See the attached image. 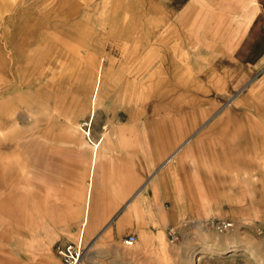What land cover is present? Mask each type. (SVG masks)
Masks as SVG:
<instances>
[{
  "label": "rangeland",
  "instance_id": "obj_1",
  "mask_svg": "<svg viewBox=\"0 0 264 264\" xmlns=\"http://www.w3.org/2000/svg\"><path fill=\"white\" fill-rule=\"evenodd\" d=\"M252 7L0 0V264H62L56 245L80 234L83 264H264V182L245 174L264 152V61L244 42ZM80 128L98 142L89 220L113 227L96 240L82 227L93 145ZM222 133L235 156H204L200 143L216 149ZM126 188L160 215L131 247L118 222Z\"/></svg>",
  "mask_w": 264,
  "mask_h": 264
},
{
  "label": "crops",
  "instance_id": "obj_2",
  "mask_svg": "<svg viewBox=\"0 0 264 264\" xmlns=\"http://www.w3.org/2000/svg\"><path fill=\"white\" fill-rule=\"evenodd\" d=\"M252 15L249 18L247 27H246V35L244 36V42L248 45H252L251 50L250 48L248 49L250 51L251 54V60L254 61L255 63H257L259 66L260 63H262L264 61V28L262 29V25H264V0H252ZM250 47V46H248ZM260 118V117H258ZM258 118H255V123L256 125L258 124H262V122L257 121ZM253 124V123H252ZM81 132H82V136L85 137V139L92 143L93 145V150H92V155H91V159H90V163H89V182L88 185L85 189V208H84V216L82 219V227L87 223V221H89V228H88V238L91 240L92 238H95L97 235H100L102 232L104 233V237H108L113 230V227H111V229H109V223L108 221H102L99 224H93L91 220L92 216H93V220H94V211H89V204H90V199H91V187H92V180L90 182V179L92 178L93 175V171H94V167H95V156H96V148L98 146V142H93L91 137H90V131L89 130H84L82 128ZM261 129H264L261 127ZM233 138L238 139L239 142V136H238V132H236V129L233 132ZM215 139V138H214ZM225 139V133L222 134H218V138L216 139L217 143V148H211L212 147V143H215V141L211 142H207L206 141H202L200 143V149L203 151L204 156L205 154H207L206 152H208L210 154L211 153H218V157L219 155L221 156L222 154H225V158L228 159L231 156H235V150L232 149L231 151L229 149H223V151L219 148V143L222 142V140ZM234 140V139H233ZM186 142V141H185ZM237 143H234L233 145L236 146ZM264 143H262L260 146H263ZM184 146V143L180 144V146H178L173 152H171L170 154L171 157L173 158L177 152L181 149V147ZM253 144L249 143V150L252 151ZM190 147L185 148L184 150H182V152H180V154L178 155L179 157H181L182 153H184L183 155L186 156V154L188 153ZM259 151H264V146L263 148H258ZM257 150L254 151V155L253 153H251L250 157H251V162L255 163L256 166H261V170H251L249 169L248 171H246L245 174L248 175V177L253 180V178L255 179L254 181H260V182H264V152L263 153H257ZM222 152V153H221ZM169 154V155H170ZM167 155L165 157V159L169 156ZM182 156V158L184 157ZM170 158V160L172 159ZM164 159V160H165ZM164 160L162 162V164H166L164 163ZM169 160V161H170ZM168 161V162H169ZM230 161V160H229ZM171 169H168V171H164L162 172V176L167 174V173H171L170 172ZM209 170V169H208ZM207 170V173H208ZM239 172L241 173V171L239 170ZM174 175L175 177L177 176V173L174 171ZM215 176L219 175V173H215L213 174ZM235 175V173L233 174ZM125 182V180H124ZM154 185V183L152 182L151 186ZM172 189V187H171ZM170 189V192H171ZM129 190V188H126V190H124L123 192H125L124 197L130 198L127 202H126V206L123 209L122 213L120 214V219L118 222L124 223L125 228H126V232L128 234H134L136 237L139 236H144V239H146V237L149 239L147 241L151 240V233L152 227H154V225L156 224H160V220H159V214H154L153 212L151 213H146L145 210L142 208V203L144 200V195H140V191H132ZM172 193V192H171ZM133 194V195H131ZM132 207V208H131ZM162 207H164V205H162ZM171 207L172 210L176 208V205L174 204V202L171 203ZM159 209L161 210V206L159 207ZM97 218V217H96ZM95 218V219H96ZM116 222V223H118ZM115 223V222H114ZM109 226V227H108ZM82 230V229H81ZM148 231V235L146 234V232ZM101 232V233H100Z\"/></svg>",
  "mask_w": 264,
  "mask_h": 264
},
{
  "label": "built area",
  "instance_id": "obj_3",
  "mask_svg": "<svg viewBox=\"0 0 264 264\" xmlns=\"http://www.w3.org/2000/svg\"><path fill=\"white\" fill-rule=\"evenodd\" d=\"M230 223L219 222L216 224L218 229L228 227ZM135 243V236L128 234L123 239V244L131 247ZM86 247L82 243V235L80 234L76 242H69L56 245V253L61 259L62 264H83V257Z\"/></svg>",
  "mask_w": 264,
  "mask_h": 264
},
{
  "label": "bare ground",
  "instance_id": "obj_4",
  "mask_svg": "<svg viewBox=\"0 0 264 264\" xmlns=\"http://www.w3.org/2000/svg\"><path fill=\"white\" fill-rule=\"evenodd\" d=\"M239 125H242V124H239ZM182 148V147H181ZM184 153H182V155H181V157H180V159L182 158V156H184L183 155ZM171 155L172 154H170L165 160H164V163H166V162H168L169 160H170V158H172L171 157ZM132 208V207H131ZM101 233V232H100ZM146 234L148 235V231L146 232ZM100 235H97L94 239L96 240L98 237H99ZM147 238V237H146ZM148 239V238H147ZM149 240V239H148ZM92 246V245H91ZM133 246V245H132Z\"/></svg>",
  "mask_w": 264,
  "mask_h": 264
}]
</instances>
